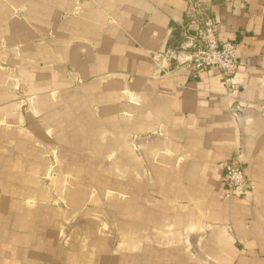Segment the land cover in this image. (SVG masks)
I'll return each instance as SVG.
<instances>
[{
    "label": "crops",
    "instance_id": "crops-1",
    "mask_svg": "<svg viewBox=\"0 0 264 264\" xmlns=\"http://www.w3.org/2000/svg\"><path fill=\"white\" fill-rule=\"evenodd\" d=\"M202 17L231 85L158 73ZM0 63V264H264V0H0Z\"/></svg>",
    "mask_w": 264,
    "mask_h": 264
},
{
    "label": "built area",
    "instance_id": "built-area-1",
    "mask_svg": "<svg viewBox=\"0 0 264 264\" xmlns=\"http://www.w3.org/2000/svg\"><path fill=\"white\" fill-rule=\"evenodd\" d=\"M194 32L186 31V41L182 47L167 50L159 56L165 61V67L158 73H168L174 69L173 62L191 71L200 72L209 67H217L224 74L229 85L234 83L238 71L237 45L233 42H220L219 25L209 17L197 18L192 23ZM225 172L227 198L233 197L234 191L239 190L245 196L251 189L241 161L238 157L223 163Z\"/></svg>",
    "mask_w": 264,
    "mask_h": 264
},
{
    "label": "rangeland",
    "instance_id": "rangeland-1",
    "mask_svg": "<svg viewBox=\"0 0 264 264\" xmlns=\"http://www.w3.org/2000/svg\"><path fill=\"white\" fill-rule=\"evenodd\" d=\"M17 14L18 15H20L18 12H17ZM0 65H1V67H4V66H6L7 67V65H2L1 63H0ZM27 96V95H26ZM26 98H28V100H27V102L25 101V102H22L23 103V107H24V109H26V110H28V111H30V110H32L33 111V109H32V107H33V100H31V97L30 96H27ZM20 99L22 100V101H24L23 99H24V94H22L21 96H20ZM34 114H35V116H37L38 115V113L35 111L34 112ZM51 154H50V159L53 161L52 163H53V165H51L52 166V168H51V171H50V173H49V176H48V179L47 180H49V179H51V177L52 176H54V175H56L57 174V171H56V163L54 162V161H56L57 159H56V154H57V152H56V150L55 149H51ZM90 220H92V221H96V223H98V221L95 219V218H91ZM100 222V221H99ZM72 223V222H71ZM67 223V222H65V225H66V231H65V229H62V232H61V238H67V237H69L70 236V233H72L73 231H74V228H76L75 226H73L74 224H75V222L74 223ZM106 224H100L99 225V228H102V230H100V232H99V229H98V233L100 234V233H107V234H109L110 236H111V233L113 234V230L109 227V223L108 222H105ZM71 224V225H70ZM73 226L71 229H69L68 230V228L70 227V226ZM67 226H69V227H67ZM76 230H77V228H76ZM75 230V231H76ZM74 231V232H75Z\"/></svg>",
    "mask_w": 264,
    "mask_h": 264
}]
</instances>
